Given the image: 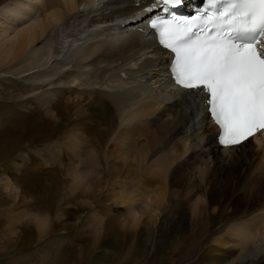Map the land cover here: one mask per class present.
<instances>
[{
  "label": "bare ground",
  "instance_id": "6f19581e",
  "mask_svg": "<svg viewBox=\"0 0 264 264\" xmlns=\"http://www.w3.org/2000/svg\"><path fill=\"white\" fill-rule=\"evenodd\" d=\"M149 3L0 0V39L17 30L15 40L0 42L2 62L30 81L18 100L45 113L34 126L9 132L16 137L13 147L4 149L0 140V165L26 139L63 134L58 149L65 153L69 192L88 198L99 228L113 210L122 214L109 224L115 236V227L128 223L132 235L147 242L171 235L164 264H264V139L231 149L218 144V127L204 105L170 79V55L154 35L136 31L142 26L136 14ZM24 114L14 118L24 123ZM15 119L4 123L15 126ZM56 150H44L45 163L57 159L51 158ZM51 199L43 197L47 211ZM35 230L23 229L20 244L1 251V261L21 264L14 253L42 242L43 229L37 238ZM47 262L67 264L61 254Z\"/></svg>",
  "mask_w": 264,
  "mask_h": 264
},
{
  "label": "rangeland",
  "instance_id": "374dc122",
  "mask_svg": "<svg viewBox=\"0 0 264 264\" xmlns=\"http://www.w3.org/2000/svg\"><path fill=\"white\" fill-rule=\"evenodd\" d=\"M34 15L35 19L39 17V13ZM16 37V28L9 29L4 35L6 43L15 40ZM5 39H0V42L4 43ZM4 56L5 53L0 56V140L1 146L8 149L16 145L15 134H9L11 130L22 128V126H34L37 121L45 118V113L35 104L24 105L23 101L18 100V94L28 91L24 86H29L30 81L20 74L19 76L10 73L8 64L2 62ZM40 91L35 92L33 97ZM33 97H31L32 100ZM30 102L26 100V103ZM21 112L26 113L23 116L24 123L14 118L20 117ZM9 119H15L18 123L15 126L12 123H4V120ZM63 137L64 135L61 134L57 138L49 139L48 133L42 141L31 142L26 139V142H23L21 147L14 151L15 153L11 151L0 165V252L13 248L14 244H20L17 238H20L19 234L23 229L35 230L38 224L40 226V220H43L42 228L38 227L39 229L34 233L37 238L40 229H43V238L40 239L42 242L35 240L33 244L26 247L27 250L22 248L21 251L14 253V255L19 253L16 256L21 264H49L48 260L58 258L60 254L67 264H164L167 262V248L170 250L174 242L172 239L174 237L171 235L161 233L156 235L153 241L147 242L148 239L145 236H133L131 224L128 223V225H120V229L116 224L115 229L120 232V235L115 236L112 234L114 231L109 230V224L114 225L119 222L120 219L118 218L117 221L115 214L116 216H122V214H119V211L114 214L113 210L105 215L101 228L94 224L91 219L94 213L87 207L90 205L88 198L85 195L79 196V192L77 194L69 192L70 177L66 174L63 164L66 159L65 153L58 149L59 141H64ZM53 147H57V150L51 158L57 159L45 163L48 157L44 156L45 153L47 154L44 150ZM36 151H38L37 154ZM19 159H22V165ZM23 159L26 160L23 161ZM55 176L58 178L57 183ZM7 182L10 185L8 190L5 188ZM105 190H103L104 193ZM105 194H103V201L107 198ZM43 197L52 198L50 211L42 207ZM37 198L38 201L35 200ZM100 204V202L91 203L94 207ZM121 213L124 212L121 211ZM33 217L37 220L32 219ZM180 222L178 220L174 223L175 227L172 226L170 229L174 232L179 230ZM95 227L99 231L95 230ZM9 230H13L16 234H11ZM165 242L168 244L164 245ZM176 252L179 253V249ZM29 254L34 256L32 263L29 262L33 260L30 259ZM43 257L48 259L42 262ZM1 259L0 253V264H5Z\"/></svg>",
  "mask_w": 264,
  "mask_h": 264
},
{
  "label": "snow or ice",
  "instance_id": "6c2138e0",
  "mask_svg": "<svg viewBox=\"0 0 264 264\" xmlns=\"http://www.w3.org/2000/svg\"><path fill=\"white\" fill-rule=\"evenodd\" d=\"M194 15L171 11L184 0H156L168 18L148 26L174 56L172 81L203 104L219 143L236 148L264 136V0H202Z\"/></svg>",
  "mask_w": 264,
  "mask_h": 264
}]
</instances>
